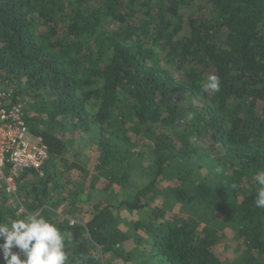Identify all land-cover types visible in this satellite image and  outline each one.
<instances>
[{
  "label": "trees",
  "instance_id": "1",
  "mask_svg": "<svg viewBox=\"0 0 264 264\" xmlns=\"http://www.w3.org/2000/svg\"><path fill=\"white\" fill-rule=\"evenodd\" d=\"M0 78L50 156L0 224L44 217L68 264H264V0H0Z\"/></svg>",
  "mask_w": 264,
  "mask_h": 264
},
{
  "label": "clouds",
  "instance_id": "2",
  "mask_svg": "<svg viewBox=\"0 0 264 264\" xmlns=\"http://www.w3.org/2000/svg\"><path fill=\"white\" fill-rule=\"evenodd\" d=\"M219 89V77L215 75L202 85L204 92L215 93ZM255 181L258 187L254 203L264 209V171L256 173ZM0 240L5 264H68L66 235L44 217L31 215L13 220L10 225L0 224ZM14 248L18 253L13 252Z\"/></svg>",
  "mask_w": 264,
  "mask_h": 264
},
{
  "label": "built area",
  "instance_id": "3",
  "mask_svg": "<svg viewBox=\"0 0 264 264\" xmlns=\"http://www.w3.org/2000/svg\"><path fill=\"white\" fill-rule=\"evenodd\" d=\"M13 98V88L0 78V190L12 197L19 175L32 169L42 176L50 158L42 139L30 133L23 104ZM22 211L18 208L19 213Z\"/></svg>",
  "mask_w": 264,
  "mask_h": 264
},
{
  "label": "rangeland",
  "instance_id": "4",
  "mask_svg": "<svg viewBox=\"0 0 264 264\" xmlns=\"http://www.w3.org/2000/svg\"><path fill=\"white\" fill-rule=\"evenodd\" d=\"M68 151L69 152L65 157L67 158L68 161L74 162L73 156H71V155H74V153H73L74 150L72 149V147H69ZM69 153H71V154H69ZM65 157H64V159H65ZM57 166L59 169H61L63 167L62 162H60V161L57 162ZM132 178H133V180H131L130 183L127 184V187H126L128 192L134 191L144 181V177L141 174H136V175L132 176L131 179ZM122 216H124V214H122ZM120 227L123 228V226H120Z\"/></svg>",
  "mask_w": 264,
  "mask_h": 264
}]
</instances>
